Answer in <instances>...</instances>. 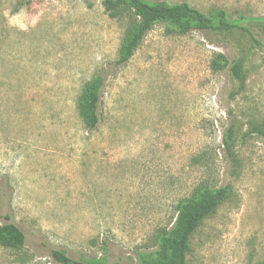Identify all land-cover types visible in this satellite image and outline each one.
Wrapping results in <instances>:
<instances>
[{"label":"rangeland","instance_id":"1","mask_svg":"<svg viewBox=\"0 0 264 264\" xmlns=\"http://www.w3.org/2000/svg\"><path fill=\"white\" fill-rule=\"evenodd\" d=\"M108 1L0 0V225L25 240L0 264H153L202 188L224 196L186 264H264V0H144L234 28L154 25L123 67L133 18ZM97 76L90 131L78 102Z\"/></svg>","mask_w":264,"mask_h":264},{"label":"trees","instance_id":"2","mask_svg":"<svg viewBox=\"0 0 264 264\" xmlns=\"http://www.w3.org/2000/svg\"><path fill=\"white\" fill-rule=\"evenodd\" d=\"M115 1L106 3L108 10H113L117 5L122 4L127 7L133 18L129 37L121 47L115 62L117 67H123L128 63L142 39L154 25H168L179 34H186L193 29L221 31L234 28V25L226 21V14L222 10L212 16H206L187 3L170 5L165 2L149 3L144 0ZM102 88L103 78L95 77L84 85L78 102L83 123L90 131L94 130L100 121L99 103ZM223 196L222 190L202 188L190 200L182 203L177 208V215L171 228L163 231L158 237V251L154 253L157 258L153 264H186L191 236L200 223L216 209ZM5 220H8V217H5ZM24 242L23 233L14 224L0 225V246L18 249L24 246ZM51 257L57 264H103L99 261H75L64 251L57 250L51 252ZM142 260L144 262V259Z\"/></svg>","mask_w":264,"mask_h":264}]
</instances>
